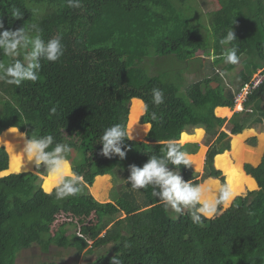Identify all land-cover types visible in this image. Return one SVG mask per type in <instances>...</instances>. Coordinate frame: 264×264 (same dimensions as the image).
Returning <instances> with one entry per match:
<instances>
[{"label":"trees","instance_id":"16d2710c","mask_svg":"<svg viewBox=\"0 0 264 264\" xmlns=\"http://www.w3.org/2000/svg\"><path fill=\"white\" fill-rule=\"evenodd\" d=\"M218 3L220 9L208 15L206 27L192 0H82L79 9L68 7L67 0H0V20L5 28L37 25L45 40L59 34L64 45L59 61H42L36 83L26 81L16 87L0 82V145L6 147H0V264H17L19 254L35 245L45 253L58 246L78 254L88 249L90 255L110 247L111 255L99 256L94 264H110L115 255L122 264H264V156L258 167L248 164L246 173L242 168L245 162L259 164L263 154L264 148L246 145L253 134L245 130L264 124V82L245 100L244 111L236 112L230 120L215 115L216 110L226 117L241 90L252 84L254 73L264 70V0ZM14 9L23 12L21 19L12 16ZM232 29L240 62L251 53L253 65L251 74L243 70L238 74L234 90L219 74L216 87L211 86L214 80L205 79L182 93V72L173 82L164 81L146 64L149 61L152 66L155 57H173L187 65L188 54L207 51L211 33L216 65L220 66L224 46L219 40ZM0 61L8 63L10 58L0 54ZM236 67L224 63L221 70L230 73ZM154 87L165 94L160 106L151 104ZM141 100L149 103V114H144L139 124ZM152 111L161 117L159 122L150 121ZM115 123L128 124L133 136L126 140L128 151L123 160L100 154L103 130ZM228 125L229 133L222 131ZM147 126L151 130L146 141H136L145 136ZM199 129L206 132L210 146L206 175L214 180L208 181L218 182L221 171L227 179L231 175L237 196L244 187L253 190L259 184L258 190L236 198L222 215L196 225L185 210L176 219L151 195V188L140 190L142 203L127 193L107 204L88 195L87 189L97 177L92 192L96 199L108 175L126 180L129 165L142 167L150 155L162 154L163 141L179 142L182 137L183 144L197 138L194 134ZM33 131L37 136L54 135L56 142L72 146V153L78 154L73 171L83 177L81 193L57 200L54 191H44L46 184L51 187L48 176L42 188L39 175H47L43 166L36 167L39 175L27 173L35 164L23 153L25 136L20 132L30 138ZM230 134L234 137L229 154L225 152L230 146L223 142ZM181 147L189 155L198 149L193 144ZM193 158L190 166H181V174L186 181L199 183L200 175L193 167L198 170L202 160ZM214 159L220 171L214 167ZM219 163L230 165L232 171ZM234 174L239 179H234ZM60 215L69 222L53 233ZM68 226L74 231L71 236Z\"/></svg>","mask_w":264,"mask_h":264},{"label":"clouds","instance_id":"9594fccd","mask_svg":"<svg viewBox=\"0 0 264 264\" xmlns=\"http://www.w3.org/2000/svg\"><path fill=\"white\" fill-rule=\"evenodd\" d=\"M67 5L70 8L79 9L82 7V0H67ZM12 16L21 19L23 12L14 9ZM41 33L42 30L37 25H30L28 28L23 26L13 30L5 28L3 21L0 20V54L10 58L8 63L0 61V82L16 87H20L26 81L36 83L40 78L42 61L60 60L64 55L62 36L58 34L45 40ZM235 40L237 39L233 29L219 40V44L224 46L220 58L225 64L238 65L241 61L240 50L233 43ZM220 75L223 77L225 73L220 72ZM164 102V91L161 88H152L151 104L160 106ZM244 102L237 106V110H245ZM140 107L143 113L149 114V103L141 100ZM51 111L55 113L56 109L52 108ZM160 120L161 117L155 111L150 113V121L159 122ZM245 131L256 135L254 128ZM240 135L243 136L244 133ZM131 139L133 136L130 137L129 130L124 124H111L103 130L100 137L99 144L102 145L100 154L105 157L118 156L123 160L128 151L126 140ZM162 143L164 144L162 154L150 155L142 167L136 164L129 165L130 175L126 182H130L131 189L139 191L151 188V195L165 211L179 219L187 210L191 222L196 225L203 224L206 219H212L231 206L239 194L231 175L222 183L186 181L181 174V166L186 168L192 164L189 153L182 149L176 139H168ZM72 152L73 148L69 143L56 142L54 135L51 134L37 136L33 131L30 138L24 141L23 153L29 161H34L36 167H44L51 183V187L45 185V191L51 194L54 190L57 200L75 197L83 188V177L71 170L69 155ZM170 165L172 167H169ZM125 247L130 245L125 244ZM110 264H122V261L115 255Z\"/></svg>","mask_w":264,"mask_h":264},{"label":"rangeland","instance_id":"374dc122","mask_svg":"<svg viewBox=\"0 0 264 264\" xmlns=\"http://www.w3.org/2000/svg\"><path fill=\"white\" fill-rule=\"evenodd\" d=\"M192 4H193L192 7H194L199 12V14H201L200 16L203 19V23H205L206 27H208V23H207L208 22V15L210 13L220 9V5L218 3V0H192ZM207 38H208L207 39V41H208L207 51H205V52L200 51L197 53L188 54L186 57L187 59H189L187 65H186V63L181 65L182 63L176 61V59H174L173 57H167V58H158V57L156 58L155 57L153 60L152 66L149 64V61H146V64L149 66V68L153 74L158 73L157 75H159V78L163 79L164 81L176 80L179 77L178 74L180 72H182V77L184 79V82H183L184 85H183L182 93H185V91L189 85H191L195 82L201 81V80H205V79L214 80L213 83L211 82V86L216 87L218 85L216 77H217V75L220 74V72H223V70H221V66H223L224 63H222L220 66L216 65L217 64L216 62L218 60H216L217 57L215 54V50L213 48L214 38H213L211 33L208 35ZM214 57H216V58L214 59ZM151 59H153V58H151ZM251 62H252L251 53H248L247 57L243 60V62H240L237 65L235 70H233L230 73L225 71L224 72L225 75L223 77L220 75L222 77V79L224 80L225 84H227L232 90H234L235 87H237L239 84V82L237 81V76L242 70L245 72L246 75L251 74V71L253 69L252 68L253 65H251ZM179 70H182V71H179ZM257 73L258 72L254 73L252 79L255 78ZM245 92H247V88H244L238 94L235 107L232 109L228 108L230 110V113L226 117H223L222 115L220 116V114H218V112H215L217 117L230 120L236 112H239V110H237V106L242 105V103L246 99H248V97H249V96H246ZM0 95L3 96L2 94H0ZM132 105H133V103L131 101L130 106H129L128 123H129V119H130ZM263 108H264V104H263ZM144 114L145 113H142L140 115V117L138 119L139 124H140V119ZM263 114H264V110H263ZM127 128H128V124H127ZM228 128H229V125L227 127L223 128L222 131L229 133ZM147 130L148 131L144 137H142L141 139H137V140L135 139V140L141 141V142L146 141V138H147V136L151 130V126H149ZM199 130H201V129H199ZM255 130H256V135H253L250 138H248L246 140V145L252 149L261 150L264 148V124L262 126L256 128ZM196 131L197 130H195L194 136L197 138H192V140H187L182 144V142H181L182 137H181L179 143L183 146L187 145V144L198 145V149H197L196 154L189 155V158L191 160V163L194 159L193 158L194 156L199 157L200 161L202 160L201 165H199V167L197 168L198 170H195V168L197 166L194 168L192 165V167H193L194 171L200 175L197 178V180L200 182H205V181H208L211 179V178H207V175H206V172H207V170H206V154H207L210 146L206 144L207 139H208L206 132L203 130V132L200 131L196 134ZM22 133L26 134L25 132H22ZM129 133H130V130H129ZM24 136L26 139L27 138L26 135H24ZM216 139H217V137L212 140L211 144L214 143ZM223 143L225 144V146H227V145L230 146V149L228 151H226V153L230 154V152L233 151V149H232L233 148L232 147L233 146L232 145L233 138H227V139H225V141ZM262 143H263V146H261ZM2 146L6 149V147L4 145H0V147H2ZM263 153H264V150H263ZM262 157H263V154L261 156L259 164L262 160ZM77 158H78V154L72 153L71 159H70L72 171H73V165L76 162ZM248 164L252 165V166H258L259 165V164L253 165V164H250L249 162L248 163L245 162L242 165L244 172H245V166ZM220 165H221V163L218 164V166H220ZM221 166L225 167L227 172H229L230 165L222 164ZM217 170H219V169H217ZM31 173L38 174L35 165L33 167V170L31 171ZM221 174H222L221 178L217 179V181L222 183L225 180H227V178L223 174L222 171H221ZM39 176L41 177L42 188H43L44 181L48 175L44 176V175L40 174ZM234 176H235L234 179L235 178L239 179V176H237L235 174H234ZM107 177H108V182L104 185V188L102 189L99 198L96 199L92 193L94 186L98 182V179H95L94 184L92 186L88 187V189H87L88 195L93 197L95 201H97L99 203H103V204L113 203V201L116 198H119L123 193H127L129 195H132V197H133L132 199H135L137 202H139V203L144 202V197H143L144 194L140 190L135 191V190L131 189L130 188L131 187L130 182L129 183L126 182L127 179L126 180H125V178L123 179L121 175H117V176L108 175ZM222 178L224 179V181L221 180ZM258 189H259L258 183H257L256 188L253 190L249 189L248 187H244L243 192L239 196H237L236 198H238L240 196H244L248 192L256 191ZM43 190H44V188H43ZM46 193H48V192H46ZM236 198H235V200H236ZM234 201L232 202V204L234 203ZM232 204H231V206H232ZM231 206L227 210H229L231 208ZM227 210H222L219 215H222ZM68 222H69V219L65 215H60L57 218V221L55 222V224L52 228V232L57 233L59 228L64 223L67 224ZM71 228H72L71 226L67 227V229L69 230V232H68L69 236H71V234L74 232L73 230L70 231ZM110 249H111L110 247L100 248V249H97L94 252V254L90 255L87 253L88 249L86 251H84L82 254H78L73 249H62L58 246H52L50 251L45 253L39 246L35 245L32 248L24 250L19 254L17 264H42L44 262H47V263L48 262H57V263H65V264H94V262L96 261V259L99 256H101L103 254L111 255Z\"/></svg>","mask_w":264,"mask_h":264},{"label":"built area","instance_id":"2783aa9c","mask_svg":"<svg viewBox=\"0 0 264 264\" xmlns=\"http://www.w3.org/2000/svg\"><path fill=\"white\" fill-rule=\"evenodd\" d=\"M257 81H259V84H257ZM264 82V71L259 70L258 74L255 76L253 82L251 85L246 86L247 92H245L246 95H249L252 93L255 89L259 88V86Z\"/></svg>","mask_w":264,"mask_h":264},{"label":"water","instance_id":"95a60500","mask_svg":"<svg viewBox=\"0 0 264 264\" xmlns=\"http://www.w3.org/2000/svg\"><path fill=\"white\" fill-rule=\"evenodd\" d=\"M11 129H14V128H11ZM8 130H9V129H8ZM6 131H7V130H6ZM6 131H5V132H6ZM18 132H19V131H18ZM186 135H187V134H186ZM233 137H234V135H229L228 138H233ZM132 140H133V139H132ZM263 156H264V153H263ZM262 158H263V157H262ZM261 162H262V160H261ZM261 162H260V164H261ZM260 164H259V165H260ZM259 165H258V166H259ZM258 166H254V167H258ZM8 170H9V169H8ZM27 173H28V172H27ZM245 173H246V172H245ZM11 174H12V173H11ZM98 178H99V177H97L96 179H98Z\"/></svg>","mask_w":264,"mask_h":264},{"label":"crops","instance_id":"0c3cea01","mask_svg":"<svg viewBox=\"0 0 264 264\" xmlns=\"http://www.w3.org/2000/svg\"><path fill=\"white\" fill-rule=\"evenodd\" d=\"M246 132V131H245ZM263 159V158H262Z\"/></svg>","mask_w":264,"mask_h":264},{"label":"flooded vegetation","instance_id":"af4514ba","mask_svg":"<svg viewBox=\"0 0 264 264\" xmlns=\"http://www.w3.org/2000/svg\"><path fill=\"white\" fill-rule=\"evenodd\" d=\"M215 163V162H214Z\"/></svg>","mask_w":264,"mask_h":264}]
</instances>
